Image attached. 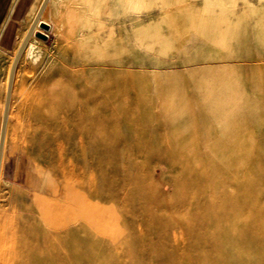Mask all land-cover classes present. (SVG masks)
Listing matches in <instances>:
<instances>
[{
	"label": "rangeland",
	"instance_id": "obj_1",
	"mask_svg": "<svg viewBox=\"0 0 264 264\" xmlns=\"http://www.w3.org/2000/svg\"><path fill=\"white\" fill-rule=\"evenodd\" d=\"M25 18L0 49V128ZM42 19L47 40L33 34L13 75L0 264L51 249L74 264L69 243L76 264H208L184 230L198 219L261 227L258 249L228 261L264 264V0H49ZM89 147L97 200L116 207L100 225L79 181Z\"/></svg>",
	"mask_w": 264,
	"mask_h": 264
},
{
	"label": "bare ground",
	"instance_id": "obj_2",
	"mask_svg": "<svg viewBox=\"0 0 264 264\" xmlns=\"http://www.w3.org/2000/svg\"><path fill=\"white\" fill-rule=\"evenodd\" d=\"M27 43H28V41H27ZM10 71H11V68H10ZM10 71H9V75H10ZM13 75H14V73H13ZM8 82H9V76H8ZM8 82H7V88H8ZM12 86H13V79H12L11 87H10V96L12 93ZM6 94H7V89H6ZM5 99H6V96H5ZM9 105H10V97H9V103H8V108H7V115H8ZM3 107L5 110V102H4ZM4 110H3V113H4ZM2 121H3V115H2ZM2 121H1L0 135H1V129H2ZM6 123H7V117H6L4 129L6 128ZM4 138H5V133H4ZM3 145H4V140H3ZM89 148L92 150L91 154L93 157L92 158L93 161L91 163V165H92L91 167H92V169H93L92 171L94 173L92 172L89 175H86L88 173L85 174V172H83V170L79 169V171L81 173L79 181L86 184V188H83L84 193H86L85 194L86 196L84 198V201H85L84 204L87 206V208H89V210H91L90 214H88V219L91 222H94L96 225H100L103 222L102 219H103L104 214L107 212L113 211L115 205H114V207H112V205H106L104 202L97 200L99 194L105 188V187L101 186L102 183H100L99 176L97 175V173L100 172V163L99 162H100V158L102 157L101 156L102 154L100 155L98 149L91 148V147H89ZM81 149L84 151L86 149V147L83 146ZM2 153H3V150H2ZM2 153H1V158H2ZM0 165H1V161H0ZM83 181H85V182H83ZM94 211H97V212L93 213ZM234 211H235L234 214H236L237 211L236 210H234ZM231 213H232V211H231ZM111 217L112 218L110 219V221L106 222L105 224L110 225V222H112L113 220L114 221L116 220L115 214L111 215ZM144 222H145V227H147V228H149L150 226H152L154 224V221L147 220V218H145V217H144ZM251 226L252 227H250V225L246 226L245 233H242V232H239L233 228H226L225 227V229H223L222 227H219L218 225H215V224H210V225L203 224V222L198 219V220H195L194 224H192V225L191 224H185L184 230L186 233V238L188 240L191 239L193 241L194 240L201 241V243L204 244L202 246H204L208 249L209 255L206 258V260L209 261L208 264H234L228 260L230 257L234 258V257H237L240 255L237 248L238 247L241 248L242 244L249 243L253 247L254 250H257L258 247L261 245L260 235H262L263 230L261 229V227H258L257 225H251ZM163 227H165V225ZM209 234L211 236L210 239L208 238ZM245 236H249L250 238L246 239ZM232 239L235 241L236 244L232 245L229 242V241H232ZM235 245H237L238 247ZM70 246H71L70 243L67 245H62V251H64V256L67 258L66 261H64V262H67V261L72 262L73 261L74 264H76V262L80 258L79 254H77L73 257H70L71 249L69 250V252L67 250V248L68 247L70 248ZM93 249L97 250V246L94 245ZM41 253L45 254V256L42 257L41 259L37 260V262H36L37 264H59L60 263L59 262L60 260H58L60 255L55 252V249H51L48 252L41 251ZM46 255H48V256H46ZM100 263L104 264L105 262L100 261ZM100 263H96L94 260L90 261V264H100ZM148 264H152V263H148ZM156 264H158V263H156ZM261 264H263V263H261Z\"/></svg>",
	"mask_w": 264,
	"mask_h": 264
},
{
	"label": "crops",
	"instance_id": "obj_3",
	"mask_svg": "<svg viewBox=\"0 0 264 264\" xmlns=\"http://www.w3.org/2000/svg\"><path fill=\"white\" fill-rule=\"evenodd\" d=\"M33 2L34 0H0V49L2 51L8 52L15 46L19 23L25 16V22L28 25L27 29L20 35L17 51L29 29H32V33L26 46L29 44L33 34L40 32V30H38L39 24L46 23L45 20L42 19L44 10L39 18L37 16L43 0H35V2Z\"/></svg>",
	"mask_w": 264,
	"mask_h": 264
},
{
	"label": "water",
	"instance_id": "obj_4",
	"mask_svg": "<svg viewBox=\"0 0 264 264\" xmlns=\"http://www.w3.org/2000/svg\"><path fill=\"white\" fill-rule=\"evenodd\" d=\"M49 0H43V3L39 9V12H38V18L40 17L41 13L43 12L45 6L47 5ZM37 18V19H38ZM39 27L44 31V32H47L49 31V25H47L46 23H40ZM31 32H32V29H29L25 39L23 40L21 46L19 47L15 57H14V60H13V63H12V66H11V71H10V75H9V82H8V88H7V94H6V99H5V110H4V113H3V121H2V129H1V135H0V161H1V153H2V150H3V140H4V133H5V122H6V117H7V108H8V103H9V97H10V87H11V82H12V79H13V73H14V70L16 68V65H17V62L19 61V58L21 57V54L23 53V50L25 48V45L28 41V39L30 38L31 36ZM35 37L40 39V40H47V35L45 33H41V32H38V33H35Z\"/></svg>",
	"mask_w": 264,
	"mask_h": 264
}]
</instances>
